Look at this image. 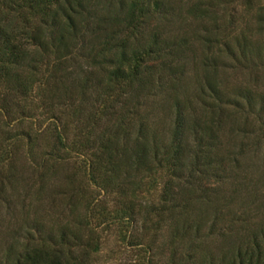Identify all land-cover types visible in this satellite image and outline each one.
<instances>
[{
    "label": "trees",
    "instance_id": "1",
    "mask_svg": "<svg viewBox=\"0 0 264 264\" xmlns=\"http://www.w3.org/2000/svg\"><path fill=\"white\" fill-rule=\"evenodd\" d=\"M263 78L264 0H0V264H264Z\"/></svg>",
    "mask_w": 264,
    "mask_h": 264
},
{
    "label": "rangeland",
    "instance_id": "2",
    "mask_svg": "<svg viewBox=\"0 0 264 264\" xmlns=\"http://www.w3.org/2000/svg\"><path fill=\"white\" fill-rule=\"evenodd\" d=\"M237 77L240 79L241 78L240 74H238ZM261 82H262L261 84H264V78L262 79ZM33 121H34L33 127L34 128L38 127L39 122L37 117L36 119L34 118ZM46 124L47 122L44 120L41 126L44 127ZM20 152L22 153V150ZM18 161L19 163L22 162L21 159ZM18 166L23 167L24 165H18ZM72 167L74 166L71 164V162L70 165L65 164L61 168L62 175L63 174L68 175V172H72L73 170ZM0 216H1L0 240H2L1 239L2 233L15 229L17 227V223L15 222V219L19 220L20 215L19 213H17V209H15V211L12 214V217L10 218L8 215H6L5 212H2ZM122 228L112 226L109 230H106L102 234L103 240L100 250L94 256L95 264H145V261L143 259L144 254H142V251H140L139 247L129 245L128 241L132 233ZM158 264H163V260H161Z\"/></svg>",
    "mask_w": 264,
    "mask_h": 264
}]
</instances>
